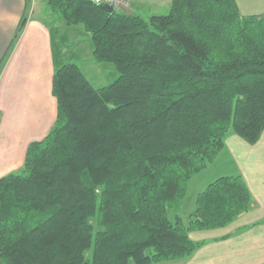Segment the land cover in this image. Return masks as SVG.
I'll use <instances>...</instances> for the list:
<instances>
[{
    "label": "trees",
    "instance_id": "obj_1",
    "mask_svg": "<svg viewBox=\"0 0 264 264\" xmlns=\"http://www.w3.org/2000/svg\"><path fill=\"white\" fill-rule=\"evenodd\" d=\"M47 4L66 25L83 24L92 59L117 76L95 87L59 55L54 125L0 177V264L189 257L203 244L191 231L224 227L253 205L242 176L224 175L186 217L177 213L186 183L229 134L253 144L264 130V12L242 15L235 0H170L167 14L144 19L88 0Z\"/></svg>",
    "mask_w": 264,
    "mask_h": 264
},
{
    "label": "crops",
    "instance_id": "obj_2",
    "mask_svg": "<svg viewBox=\"0 0 264 264\" xmlns=\"http://www.w3.org/2000/svg\"><path fill=\"white\" fill-rule=\"evenodd\" d=\"M155 1L130 0V13L142 17L148 5L162 4ZM235 1L242 15L264 12V0ZM43 3L49 7L47 0H0V177L18 171L29 143L43 139L54 125L57 104L51 86L56 61L68 54L66 37L76 40L87 34L78 28L59 33L54 20L36 14ZM165 4L169 6L170 0ZM49 11L53 13L50 7ZM22 18L25 23L12 43ZM72 40L73 53L80 39ZM212 163L214 177H209L213 172H207L208 166L193 176L200 182L194 199L215 178L241 175L253 205L224 227L191 231L190 238L203 244L189 258L173 264H264V130L253 144L229 134ZM193 207L194 203L180 216Z\"/></svg>",
    "mask_w": 264,
    "mask_h": 264
},
{
    "label": "rangeland",
    "instance_id": "obj_3",
    "mask_svg": "<svg viewBox=\"0 0 264 264\" xmlns=\"http://www.w3.org/2000/svg\"><path fill=\"white\" fill-rule=\"evenodd\" d=\"M156 1L162 2V4H160V5H148L146 7V9H144V14H142V18L148 19L151 15H159V14L164 15V14L168 13L169 6L167 4H165L166 0H156ZM42 2H43V0H42ZM147 3H149V2L147 1ZM130 7H131V3L129 0L128 8L125 9V11L124 10L123 11L124 12H130ZM49 12H50L49 7L45 3H43L42 8L37 10L36 14L40 15V18L44 19L45 21L50 22V20H54L55 27L58 29L59 33H62L64 30H66V31L67 30H75L77 32L76 28H78L81 32L84 31L85 33H87L86 30L84 29L83 24L71 25L70 27H67L68 25L66 26V24L62 21V19L60 18V16L57 13L53 12L52 14H50ZM88 34L89 33H87L85 35L76 36L77 37L76 40L78 41V39H80V42L76 45L73 53L71 52L73 48L70 45V41H73L72 39L75 40V38L74 37L71 38L70 36L66 37L64 44L66 45V50L68 51V54H67V56H65L63 58V62H67V61L76 62L80 66L82 71L85 73L86 77L91 81V83L95 87H101V86L107 85L112 80H114V78L117 76V73L115 72L114 67L110 63H98L92 59L90 35H88ZM68 35H70V33ZM76 40H75V43H76ZM212 164H213L212 161L207 164V166H208L207 172L208 171L213 172V173H211V175L209 177H214L212 175L217 174V171L214 169ZM214 165H215V163H214ZM198 178L199 177H193L192 179H190L186 183L187 195L185 194L184 197L181 199L179 206H178L179 208L177 209L178 213L183 214L184 211H186V210L189 211L191 209L193 203L195 204L194 195H195L196 191H198L197 189H200L198 186V184L200 183ZM193 209H194V207L192 208V210ZM173 214H174V211L171 208H169L168 209V216L170 218H172ZM187 215H188V213L186 215H184V217H186ZM193 241H196V240H193ZM196 242H198V241H196ZM189 257H187V258H189ZM187 258H185V259H187ZM176 261H178V260H176ZM176 261H171L170 263H166V264H173Z\"/></svg>",
    "mask_w": 264,
    "mask_h": 264
},
{
    "label": "built area",
    "instance_id": "obj_4",
    "mask_svg": "<svg viewBox=\"0 0 264 264\" xmlns=\"http://www.w3.org/2000/svg\"><path fill=\"white\" fill-rule=\"evenodd\" d=\"M94 4H108L110 5L113 10H117V11H125V9L128 8L129 6V0H88Z\"/></svg>",
    "mask_w": 264,
    "mask_h": 264
},
{
    "label": "water",
    "instance_id": "obj_5",
    "mask_svg": "<svg viewBox=\"0 0 264 264\" xmlns=\"http://www.w3.org/2000/svg\"><path fill=\"white\" fill-rule=\"evenodd\" d=\"M98 6L100 9H102L103 11L107 13H112L114 11L110 5L105 4V3L99 4Z\"/></svg>",
    "mask_w": 264,
    "mask_h": 264
}]
</instances>
